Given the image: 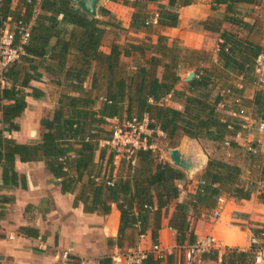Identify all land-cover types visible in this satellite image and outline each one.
<instances>
[{"label":"trees","instance_id":"obj_1","mask_svg":"<svg viewBox=\"0 0 264 264\" xmlns=\"http://www.w3.org/2000/svg\"><path fill=\"white\" fill-rule=\"evenodd\" d=\"M112 1L132 6L134 10L129 29L146 34L124 44L114 43L110 52H105L100 49L104 35L100 20L72 0H19L12 21L31 24V30L23 46L25 54L12 62L0 77L1 120L10 128L17 129L18 124L13 117L19 116L27 107L26 89H32L33 95H43L31 84L33 79L41 77L39 67L55 74L65 71V81L79 95L63 96L53 118L43 121L47 130L40 143L21 144L6 138L0 130V166L4 183H16V155L23 160L44 157L49 170L56 177H63L64 190L72 191L81 182L77 199L85 203L87 211H96L100 205L109 211L111 206L107 202H116L121 212L117 241L122 248L126 230L132 227L139 228V238L151 232L154 243L158 242L163 209L167 211L179 197L180 188L176 181L185 178L186 173L151 148L135 150L127 158V154L105 145L101 148L100 158L103 160L107 149L110 150L107 158L110 171L102 175V167L99 165L96 170L93 158L98 141L112 137V130L105 127L109 123L106 117H117L123 122L133 117L142 119L148 114L149 128L164 131L170 147H175L183 136L221 143L229 140L236 147L238 144L234 137L245 130L237 115L242 112L247 114L245 106L252 108L253 117L262 119L264 114V88L256 90L253 98L242 95L245 86L257 83L256 58L264 51V46L237 32L221 29L220 19L214 20L213 24L206 21V28L221 33L217 59H214L208 51L186 48L177 42L169 43L168 37L156 29L157 26L178 25L179 8L194 0L159 2L156 12L148 5L158 0ZM214 1L227 4L228 10H231L238 0ZM12 2L0 0V35L11 13ZM100 13L108 14L110 11L101 7ZM156 14L158 22L154 24L152 19ZM223 21L249 31L254 27L243 18L228 14ZM154 35H157L156 39ZM52 37L57 40L48 54L50 60H47ZM122 55L132 57V62L122 61ZM69 58L73 59L72 63H68ZM93 66L92 86L86 89L83 84ZM186 67L194 68L196 76L178 87L183 79L181 70ZM230 74L242 76L241 88L232 86ZM228 89L231 92H227ZM101 97L102 104L96 108V102ZM167 97L180 102L183 108L166 103ZM228 97L233 98L235 104L232 110L236 116L225 117L219 109ZM235 98H240V102H235ZM72 153L76 156L69 161ZM117 156H120L119 171L114 177ZM249 156L260 160L261 152L256 146H251ZM62 157L67 159H60ZM65 166L68 170L64 169ZM72 169L77 176L69 174ZM260 174L259 179L264 183V161ZM242 175L243 168L239 164L209 157L199 175L195 192L189 194V201L175 203L169 226L177 231L178 243L186 245L196 241L189 220L191 208H214L222 195L237 199L252 196L257 182L251 180L245 183ZM110 180L112 183H108ZM91 197L92 204L88 205ZM260 199L264 202V189ZM3 202L0 194V218ZM130 247L136 245L130 243ZM217 254L218 250L204 253L203 258L209 255L216 257ZM254 259L252 251L228 248L223 254L222 264H252ZM162 260L150 254L143 264H161Z\"/></svg>","mask_w":264,"mask_h":264},{"label":"crops","instance_id":"obj_2","mask_svg":"<svg viewBox=\"0 0 264 264\" xmlns=\"http://www.w3.org/2000/svg\"><path fill=\"white\" fill-rule=\"evenodd\" d=\"M156 2L158 4L159 2L168 3V0ZM18 3L19 0L12 2L11 13L7 21L8 27L14 25L12 17ZM117 4L112 0H103L98 7L97 15H95L101 22L100 26L104 29L100 49L105 52H110L114 43L124 44L132 39L144 37L146 34L129 29L134 8L129 6L131 12L128 20H123L124 18L116 11ZM158 4L149 3L148 6L153 12H156ZM101 7L109 10L110 13H100ZM227 14L243 18L254 25L253 29L249 31L236 24L223 21ZM61 17L62 15H60ZM216 19L222 20L221 29L237 32L239 35L247 36L264 46V0H238L231 10H228L227 4H217L214 0H194L191 4L179 8L178 25L173 27L157 26L156 29L168 37L169 43L177 42L186 48L205 50L210 52L214 59H217L219 42L222 40L221 33L205 27L206 21L208 24H213ZM195 21L199 23L196 25ZM119 25L124 28L120 29ZM153 37L156 39L157 35ZM56 40V37H52L50 40L47 60H50L48 54ZM69 59L68 63H72L73 59ZM122 61L131 63L132 57L122 55ZM94 69L93 66L84 81L83 86L86 89H90L92 86ZM38 70L41 72V77L33 79L31 84L41 90L43 95H33L32 89H26L28 92L26 95L27 107L19 116L13 117L18 128L12 129L8 123H4L1 120L2 113L0 112V130H2L3 136L21 144L42 142L43 135L47 130L43 121L53 118L64 95H79L70 87V83L65 81V71L55 74L44 67H39ZM185 77L178 87H182L187 82ZM239 77L242 80V76ZM240 82L242 87L243 83ZM259 88H264V86L259 84L257 77V83L245 86L242 95L245 98H253ZM102 99L101 97L97 100L96 108L101 106ZM235 99L234 101L237 102ZM166 100L169 101L168 104L176 108H183V105L178 101L171 98H166ZM219 109L225 117L236 116L232 109H224V102L220 104ZM251 109V107H247L245 120H242L245 130L234 137L238 145L233 147L224 142L227 149V159L225 160L239 164L243 168V181L249 183L251 180H255L257 188L249 199H237L222 195L214 208L206 209L199 206L197 210L190 209L189 220L196 240L213 234L220 241L217 256L209 255L203 258L200 264H222L223 254L228 248L252 251L256 257V247H260L263 249L264 256V202L260 199L264 183L257 176L260 174V167L264 161V130L254 127ZM249 114L250 120L247 119ZM108 118L118 119L117 117H106L107 120ZM261 121L264 122V119H260ZM105 127L110 129V124L106 123ZM154 134L160 138H166V135L162 136L157 132ZM106 139L107 137H104L98 141L93 158L95 169L97 170L99 165L102 167V175L109 174L110 171L107 164L110 150L107 149L103 160L100 158L101 148H104L103 140ZM149 139L156 145V151L159 146L158 141L152 135ZM193 141L198 142L197 139L183 136L175 147H181L186 153H193L196 159L203 157L204 163L201 169H204L209 157L197 152ZM185 145L192 146L188 150L187 147H184ZM76 146L78 147L79 144ZM251 146H256L262 157L254 164L251 163L249 156ZM236 148H239L242 155L236 157L234 151ZM156 153L158 154L157 151ZM75 156L74 153L70 154L69 161ZM159 156L162 158L163 154ZM119 161L120 156H117L114 161V177L119 171ZM14 169L17 172L16 183L5 184L3 169L0 166V194L4 199L3 214L0 218V264H127L124 261L113 262L112 256L129 248L130 243H134L136 247L142 249H148L154 243L151 232L145 234L144 238H139V228L132 227L126 230L124 244L120 248L117 241L121 218L118 204L108 201L107 203L111 206L109 211H105L102 205L96 211H87L85 203L77 199L82 187L81 182L72 191L64 190L63 177H56L49 170L44 157L23 160L16 155ZM64 169L68 170V166H65ZM257 169L259 171L255 173ZM185 173V178L176 181L180 188L179 197L170 204L167 211L163 209L158 242L170 254L163 258L161 264H184V245L177 242V231L169 226V220L175 210V203L189 201V194L195 192L198 185V179L194 177V172L190 175ZM69 174L71 176L78 175L74 169L70 170ZM84 178V180L87 179L86 176ZM87 204H92V197ZM214 210H219L220 216L214 217ZM208 215L210 218L207 217ZM252 236L258 238V245L251 243ZM65 252H69L70 260L64 259ZM155 258L157 257L155 256ZM252 264H264V260L262 263H256L254 259Z\"/></svg>","mask_w":264,"mask_h":264},{"label":"built area","instance_id":"obj_3","mask_svg":"<svg viewBox=\"0 0 264 264\" xmlns=\"http://www.w3.org/2000/svg\"><path fill=\"white\" fill-rule=\"evenodd\" d=\"M40 1V0H38ZM8 19L4 22L0 35V73L14 61L18 60L25 54L24 44L28 41L30 36L31 24L24 23L19 20L14 22L13 27L7 26ZM157 14L153 17L152 23L156 24ZM255 73L258 77V82L264 86V51L260 53L256 58ZM227 92H231L230 89ZM240 102V98L235 99ZM241 121L245 120V115L242 112L237 115ZM110 129L112 130V137L110 139L103 140V145L113 147L119 153L127 154V158H130L131 154L138 149L151 148L156 149V145L150 141L149 137L152 133L157 132L159 135L165 136L164 131L157 129H150L148 124L150 118L148 114H145L142 119L133 117L130 120L123 122L119 119L108 118ZM243 126L245 127L244 123ZM259 130H264V122L261 121L258 126ZM226 145H230V141L227 140ZM134 163V160L132 161ZM116 163V162H115ZM112 183V180L108 181ZM214 217L220 216L219 210H214ZM145 234L141 235L144 238ZM251 243L258 245L259 240L256 236H252ZM220 241L213 235L208 234L204 237L198 238L193 244H186L184 248V264H200L203 261V254L208 252H214L219 250ZM153 254L157 258H164L170 254L169 251L163 249L159 242L153 243L148 249H142L140 247H130L125 250L119 251L112 256V260L115 263L121 261L127 264H143L145 259ZM65 260H70L71 256L69 252L63 254ZM256 263H262L264 260L263 249L256 247Z\"/></svg>","mask_w":264,"mask_h":264},{"label":"rangeland","instance_id":"obj_4","mask_svg":"<svg viewBox=\"0 0 264 264\" xmlns=\"http://www.w3.org/2000/svg\"><path fill=\"white\" fill-rule=\"evenodd\" d=\"M118 4L116 5V11L117 13L120 14V16H122L124 19L123 20H128L127 18L129 17L130 15V12H131V9L129 8V5H125L122 1L120 2H117ZM151 4H158L157 2H150ZM152 8H156V7H152ZM117 20V19H116ZM198 24L199 22L195 21L194 24ZM196 24V25H197ZM120 29H123L124 27L123 26H118ZM121 31V30H119ZM130 61V59H129ZM191 70H195L194 68L191 69L189 67H186L184 68L182 71V75L183 77H185L186 75H188V73L191 71ZM182 81H184L182 79ZM181 81V82H182ZM241 79L239 76L235 75V74H230V82L232 84V86L234 87H237V88H241ZM180 82V83H181ZM167 98H170V97H167ZM165 102L166 103H169L168 100L165 99ZM234 103L232 101V99L230 97L226 98V100L224 101V109H232L234 108ZM220 107V106H219ZM222 108V107H221ZM223 109V108H222ZM244 110L246 111L247 110V106H245ZM252 111V109H251ZM252 116V114H251ZM247 118V117H246ZM252 122L254 124V127H258L259 126V123H260V119L256 118V117H253L252 116ZM248 120H250V114L248 115ZM152 136L154 137L155 140L158 141V148H157V152L158 154H163V157L162 158H166L168 160H170L169 158V149L171 148L168 144V141L166 140V138L162 137L160 138L159 136L155 135L154 133H152ZM193 143L196 145V148H197V152L199 153H202L204 155H208V157H216V158H222V159H227V149L224 145V143H221V142H215L213 140H209L207 138H203L201 140H198V142L196 141H193ZM192 145H190V147H187L186 145L184 147H187L186 149L189 150V148H191ZM178 147V146H177ZM235 153H236V157L242 155L241 154V151L239 150V148H236L235 150ZM165 156V157H164ZM262 157L260 156L259 159H261ZM255 159V158H254ZM253 158L250 157V161L252 164H254V162L256 160H254ZM203 169L200 168V170L198 171H195L194 172V177L195 178H199V175L201 174ZM259 170H255V173H257ZM260 173V171H259ZM260 174H257V176H259ZM208 218H210V216L208 215L207 216Z\"/></svg>","mask_w":264,"mask_h":264},{"label":"water","instance_id":"obj_5","mask_svg":"<svg viewBox=\"0 0 264 264\" xmlns=\"http://www.w3.org/2000/svg\"><path fill=\"white\" fill-rule=\"evenodd\" d=\"M72 1L94 16L97 15L98 7L103 2V0H72ZM195 76H196V71L191 70L188 73V75L185 77V80L190 81ZM0 77H1V73H0ZM262 119H264V114L262 116ZM168 153H169L170 161L177 167L183 169L189 175L192 174V172L199 170L204 163L203 157H199L198 159H196L193 153L191 152L186 153L182 150L181 147L170 148Z\"/></svg>","mask_w":264,"mask_h":264}]
</instances>
